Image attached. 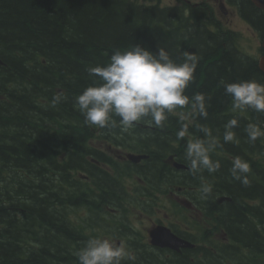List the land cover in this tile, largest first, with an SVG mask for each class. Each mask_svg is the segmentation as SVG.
I'll return each instance as SVG.
<instances>
[{
  "label": "trees",
  "instance_id": "trees-1",
  "mask_svg": "<svg viewBox=\"0 0 264 264\" xmlns=\"http://www.w3.org/2000/svg\"><path fill=\"white\" fill-rule=\"evenodd\" d=\"M241 9L264 36L259 9L250 0H241ZM212 25V14H190L186 20L180 9L138 0H0V264H78L75 252L88 240V211L96 210L102 196H92L94 205L84 202L88 184L78 174L85 170L84 164L89 165V127L74 104L93 83L90 67L106 65L116 51L135 45L154 54L162 47L177 63L183 62L184 51L195 53L198 67L186 95L202 93L210 107L207 119L192 113L190 106L177 109L176 115H187L190 124L170 114L162 129L136 126L129 130L136 133L129 141H150L143 145L161 151L170 148L187 165L184 152L189 139L204 136L198 125L211 128L219 141L211 158L220 161L221 169L196 176L173 170L172 177L175 173L176 181L185 178L195 184H201L203 177L215 194L231 198L219 207L223 227L253 252L264 250L253 223L254 219L264 224V137L251 142L245 131L249 123L264 126V113L234 111L221 83H264V72L256 60L233 47L236 33L223 30L216 17L215 34ZM57 88L63 89V97L53 104ZM232 118L239 122L235 139L224 142V125ZM185 123L190 136L177 140L176 132ZM118 125L117 118L116 127L110 129L116 135L109 131V141L122 138ZM153 155L157 162L150 175H156L161 164L160 153ZM228 156L249 163L247 186L231 176L233 160ZM248 201L262 207L249 208ZM125 245L131 251V244ZM203 250L214 258L198 264H222L215 262L209 247ZM157 264L163 262L158 259Z\"/></svg>",
  "mask_w": 264,
  "mask_h": 264
},
{
  "label": "clouds",
  "instance_id": "clouds-1",
  "mask_svg": "<svg viewBox=\"0 0 264 264\" xmlns=\"http://www.w3.org/2000/svg\"><path fill=\"white\" fill-rule=\"evenodd\" d=\"M198 62L195 53L184 51L183 62L177 63L162 47L157 54L139 45L125 52L116 51L106 65L88 69L93 83L76 97L74 108L83 115L89 127L112 129L116 127L118 118L121 133H128L141 122L162 129L170 114L186 106H190L192 113L207 119L210 105L206 103L205 96L202 93L191 98L186 95L195 79ZM221 83L225 93L232 98L234 111L251 109L264 113V83L256 80ZM62 97L63 93L55 95L53 104L59 103ZM181 116L188 118L183 113ZM238 126L236 118L224 125V142L235 139L234 129ZM198 128L204 136L189 139L184 152L187 168L193 176L205 170L212 175L221 169L220 161L211 158L219 141L211 128L203 125H198ZM245 131L251 142L264 137V126L258 123H249ZM186 136H190L187 123L176 132L177 140ZM249 172V163L241 157H234L231 176L247 186ZM201 181L197 196L207 200L213 193V185L203 177ZM75 255L78 264H125L136 259L124 242L117 245L108 238L99 237L88 239Z\"/></svg>",
  "mask_w": 264,
  "mask_h": 264
},
{
  "label": "flooded vegetation",
  "instance_id": "flooded-vegetation-1",
  "mask_svg": "<svg viewBox=\"0 0 264 264\" xmlns=\"http://www.w3.org/2000/svg\"><path fill=\"white\" fill-rule=\"evenodd\" d=\"M250 2L252 3V0ZM222 3L224 4L223 9H221ZM252 5L255 7L253 3ZM180 8V14H184L186 20L190 18V14H212L213 34H215V14H223L224 16L243 14L241 0H181ZM260 14L262 13L260 12ZM242 18L253 28L260 31L246 17L242 16ZM99 133L103 134L104 132L89 128L87 137L94 138ZM98 143L103 146L108 144L102 139H98ZM98 168L102 172L100 176L104 180L102 182L85 169V177L88 180V196H103L102 199L107 198L109 191L116 188L110 187L108 189L106 183L112 185L113 180L120 178V176H123L126 181L125 187L128 190V194L115 205H110L101 199L98 205H96L95 211L89 209L88 232L94 233V236L99 238H108L117 245L120 242L131 244L130 252L136 259L134 261H127L125 264H146L148 260H153L154 258H165L169 260L170 264L174 261H183L182 257L194 249L196 252L202 251V245L197 244L200 239L199 234L193 232V229L197 225L196 218L201 216L202 213L193 208L192 211H189V214L187 211H183L182 216L178 217L172 211L171 199L176 198L174 195L167 194L162 200L154 199L155 197L152 193L155 186V174L154 176L142 175L136 165L131 169L121 170L116 174L111 161L98 166ZM248 207L252 208L250 203H248ZM173 225L180 229L183 236L187 238L186 240L190 239L189 241L196 246L190 249L184 248L180 251H173L163 248L161 250L158 249L159 247L157 248L150 244V232L155 227L164 226L172 229ZM232 231L234 232V229ZM233 237H235V234L227 231V229L222 236L215 231V249H220L221 243L222 245H230ZM220 240L222 241L220 242ZM144 248L154 251L156 249L157 252L161 253V256L147 257L142 251ZM215 255H217L216 250ZM243 255L247 256L245 253ZM141 256L146 257L147 261L140 260ZM247 259L250 262H258L260 260L258 255H248ZM233 264H240V262L238 259H235Z\"/></svg>",
  "mask_w": 264,
  "mask_h": 264
},
{
  "label": "bare ground",
  "instance_id": "bare-ground-1",
  "mask_svg": "<svg viewBox=\"0 0 264 264\" xmlns=\"http://www.w3.org/2000/svg\"><path fill=\"white\" fill-rule=\"evenodd\" d=\"M258 9L262 14H264L263 10H261L260 8ZM262 14H261L262 16L261 19H262V26H263L264 16ZM236 44H234L233 47H235L237 51L242 55L240 49H238ZM0 62H1L0 65H2L3 64L2 60H0ZM57 89H58V93H63V89L61 88H57ZM175 117L180 119L179 115L178 116L176 115ZM186 122L188 124L192 123L188 121ZM136 126H138L141 129L152 128L151 126L147 124L142 125L140 123H138V125ZM89 128H93L97 131L104 132L103 134L99 133L97 137L89 138L87 141V146L91 154L87 159V163L89 165L86 166V169L90 172L91 175L96 176L101 182L104 181L102 177H100L102 172L99 170L98 164L104 165L105 163L107 162L109 163L110 161L113 164V169H115L116 174L121 170L131 169L133 166L136 165L138 166L140 170V174L150 175L149 171L151 169L152 164L157 162V160H155L154 158L153 153L154 151H157L161 155L159 160H161L162 165L160 164V169L163 170V173L158 179L154 181L155 186H154L152 195H155V192L165 195L167 192L166 190V185H167L168 188L173 190V195L177 197L179 199V203H181L180 205L177 206L178 207L177 208L178 217L182 216L183 211H187L189 213V211H192L193 208L197 209L202 213V215L197 218V220L199 221L201 225L204 224V220H208L210 217L212 218L214 222L213 230L209 231L210 239L212 237L215 238V231H217V233L220 234L221 236L224 235L225 228L222 225L223 223L221 221V216H220L221 212L219 210V207L221 206V204L225 202L230 203L232 201L231 198L227 197L225 194H220V193L215 194V189L213 188V193L211 197L207 200H202V199H199L197 196L198 188L200 185L199 183L195 184V182H191V181L187 182L185 181L186 180L185 178L180 179L179 181H176L178 179V176L174 173V177H172V172L174 171L176 173L184 172V171L190 172L187 168V165L179 161V157L177 153L172 152L170 148H167V149L164 148V150L161 151L157 147H154V146L149 147L148 144L143 145L146 142L150 143V141H145V140H140V139H134L133 141H129V140L122 139L129 133L123 134L121 139L119 138L117 139L114 137L111 143H108L107 145L103 146L102 144L98 143V139L107 140L110 129H107V128L100 129L94 126L89 127ZM132 131H129V132H132ZM105 134H107L108 136H106ZM134 134L136 135V133ZM173 181H176V182H173ZM125 182L126 181L124 180L123 176H120V178L113 180L112 185L106 183V187L108 189H110V187L116 188V189H111L109 191L107 198H103L102 201L107 202L110 205H115L120 200L124 199L125 196H127L128 194V190L125 187ZM91 197L92 196L89 195L88 198H86L84 202L94 205L95 200ZM248 203H250L252 207H262V205H260L258 202L256 203V202L248 201L245 205L248 206ZM246 215L251 218V215L249 214H246ZM253 223H254V226H256L257 231L261 235V238L264 240V224H262L259 220H254V219H253ZM169 230L173 236V239L174 238L178 239L179 241L183 243L180 247H178L179 251L184 248L190 249L191 247L194 248L196 246L194 243L189 241L190 239L186 240L187 238L183 236V233L180 231L178 227L175 226L174 229L170 228ZM206 230L208 231L209 229H206ZM206 230L204 231V233H207ZM202 231L203 230L201 229L199 232H194L195 234L196 233L199 234L200 239L197 244L202 245V251L196 252V250L194 249L193 251L186 253L182 257L183 261L181 260L174 261L170 264H198V263H203V261L207 262L209 259L214 258V255L210 257L208 256L209 254L205 253V251L203 250V247L207 248V246H204L201 240H204V242H207L209 244H211V242H208L205 240ZM85 236L87 239L96 237V236L92 237L91 234H88V233H86ZM221 241L222 240H220V242ZM230 243H231L230 245H226V244L222 245L221 243L220 249L218 248L215 249L217 252V255H215V262H218V263L221 262L222 264H233L234 260L238 259L240 264H264V250L261 252H253L252 249L251 251L240 240H237L234 237L231 239ZM158 247L159 246H157V248ZM158 249H161V248L159 247ZM142 251L147 257L152 256L153 258V257L161 256V253L157 252L156 249L154 251V250H149L147 248H144L142 249ZM243 253H245L247 256L248 255H258V258H260V260L258 262L257 261L250 262L247 259V256L243 255ZM158 259H160L161 262H163V264H169V260H166L165 258H154L153 260H151L153 261V263L151 264H157Z\"/></svg>",
  "mask_w": 264,
  "mask_h": 264
},
{
  "label": "rangeland",
  "instance_id": "rangeland-1",
  "mask_svg": "<svg viewBox=\"0 0 264 264\" xmlns=\"http://www.w3.org/2000/svg\"><path fill=\"white\" fill-rule=\"evenodd\" d=\"M140 3H143V4H146V5H150V4H161L160 6L161 7H166V6H172V7H179L180 5V1L179 0H138ZM237 15V14H236ZM236 15H227V16H224L223 14H217V17H219L221 19V21L226 25L227 28L231 29V30H235L236 32H238L240 34V36L242 37L241 38V41H240V51L248 56H251V57H257L255 54L257 53V50H258V45H259V42L258 40L255 38L252 39L250 38L251 36V33L249 32L248 30V27L249 25L244 21L242 20L241 18H239L238 16ZM176 111L175 110L173 113H172V116H176ZM180 116V119H183L181 115ZM184 116H187V115H184ZM188 122H192L191 121V118L188 117L187 119H184ZM113 132V131H112ZM129 134H127L125 136V138H122V139H125V140H129L131 139V135L134 133L132 132H128ZM112 135L115 133H111ZM123 134L125 133H122L121 135L123 136ZM106 136H108L107 134H105ZM136 137V136H135ZM148 140V138H146ZM230 160H233L234 158L228 156ZM163 173V170L162 169H159V172L156 173L155 175V180L158 179L159 176H161V174ZM154 176V174L152 175ZM177 177V176H176ZM166 194L163 195V194H159L157 192H155V195H153L155 198L154 199H164L165 196L167 194H172L173 195V190L168 188V186L166 185ZM177 206L173 208V212L174 214H177ZM190 213V212H189ZM188 213V214H189ZM196 222H197V225L196 227L193 229V232H199L201 229L202 230H206V229H209L207 231V233L210 231V230H213V225H214V222L212 220V218L210 217L208 220H204V224L201 225L199 223V221L197 220L196 218ZM174 225L172 226V229H174ZM203 232V231H202ZM210 234V233H209ZM202 241V244L204 246H207V248L209 247L210 250H214L215 251V238L212 237L210 239V241L208 242H211V244L207 243V242H204V240H201ZM64 255V258L65 257H68L66 256L65 253H63ZM206 261H203V263H205Z\"/></svg>",
  "mask_w": 264,
  "mask_h": 264
},
{
  "label": "water",
  "instance_id": "water-1",
  "mask_svg": "<svg viewBox=\"0 0 264 264\" xmlns=\"http://www.w3.org/2000/svg\"><path fill=\"white\" fill-rule=\"evenodd\" d=\"M253 3L264 11V0H252ZM263 49H264V40H263ZM1 64V62H0ZM259 68L264 72V57L259 61ZM151 238L153 239V244L156 246H167L173 249H178L183 243L178 239H173V236L169 229L164 227H158L157 229L151 231ZM170 237V238H169Z\"/></svg>",
  "mask_w": 264,
  "mask_h": 264
}]
</instances>
